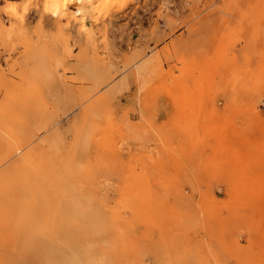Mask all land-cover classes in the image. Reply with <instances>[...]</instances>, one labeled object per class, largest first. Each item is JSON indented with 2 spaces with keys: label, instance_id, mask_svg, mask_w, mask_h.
I'll return each mask as SVG.
<instances>
[{
  "label": "rangeland",
  "instance_id": "374dc122",
  "mask_svg": "<svg viewBox=\"0 0 264 264\" xmlns=\"http://www.w3.org/2000/svg\"><path fill=\"white\" fill-rule=\"evenodd\" d=\"M69 1L0 0V264H264V0Z\"/></svg>",
  "mask_w": 264,
  "mask_h": 264
},
{
  "label": "bare ground",
  "instance_id": "6f19581e",
  "mask_svg": "<svg viewBox=\"0 0 264 264\" xmlns=\"http://www.w3.org/2000/svg\"><path fill=\"white\" fill-rule=\"evenodd\" d=\"M72 1H75V0H70L67 3L74 4L75 2H72ZM76 3H77V5H75V9L73 11H75V13H83L88 8L87 6H89L90 0H76ZM72 4H70V5H72ZM72 6H74V5H72ZM48 8H50L53 15L56 17H61L63 15V13L65 12L64 9H66L64 6L62 7L61 4H59L57 2H53L51 7H48ZM46 10H47V8H46ZM88 12H89V10H88ZM86 13H87V11H86Z\"/></svg>",
  "mask_w": 264,
  "mask_h": 264
},
{
  "label": "clouds",
  "instance_id": "9594fccd",
  "mask_svg": "<svg viewBox=\"0 0 264 264\" xmlns=\"http://www.w3.org/2000/svg\"><path fill=\"white\" fill-rule=\"evenodd\" d=\"M13 11H14V9H13Z\"/></svg>",
  "mask_w": 264,
  "mask_h": 264
}]
</instances>
